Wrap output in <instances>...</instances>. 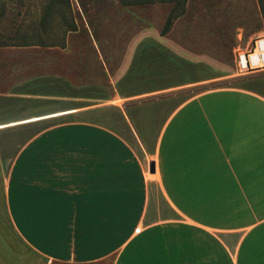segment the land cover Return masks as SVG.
I'll return each mask as SVG.
<instances>
[{"label": "crops", "instance_id": "crops-1", "mask_svg": "<svg viewBox=\"0 0 264 264\" xmlns=\"http://www.w3.org/2000/svg\"><path fill=\"white\" fill-rule=\"evenodd\" d=\"M62 45L0 43V210L33 258L0 264H264V68L147 100L182 84L122 93Z\"/></svg>", "mask_w": 264, "mask_h": 264}, {"label": "rangeland", "instance_id": "rangeland-1", "mask_svg": "<svg viewBox=\"0 0 264 264\" xmlns=\"http://www.w3.org/2000/svg\"><path fill=\"white\" fill-rule=\"evenodd\" d=\"M19 1L24 4L22 14L29 7L27 15L16 16ZM42 1L0 0L11 9L0 18V43L19 42L23 31L27 40L59 48L67 38L71 47L65 56L57 55L59 62H70L82 80L89 77L103 84L115 80V89L126 94L182 84L147 100L174 95L179 103L204 91L240 85L250 74L237 71V54L248 52L254 39L264 37L256 0H177L182 14L163 36L159 32L172 2L123 7L117 0H69L72 13L65 15L66 23L73 21L76 31L64 34L65 20L57 15L40 31L34 6ZM143 62L151 65L152 75L137 80L134 67ZM0 252L5 257L33 259L13 235L1 210Z\"/></svg>", "mask_w": 264, "mask_h": 264}, {"label": "trees", "instance_id": "trees-1", "mask_svg": "<svg viewBox=\"0 0 264 264\" xmlns=\"http://www.w3.org/2000/svg\"><path fill=\"white\" fill-rule=\"evenodd\" d=\"M117 1L123 7L143 6V5H152L155 3L172 2L173 6L168 11V14L159 32L161 36L165 35L169 31L173 21L182 14L180 3L177 0H117ZM256 1L264 24V5L262 3V0H256ZM23 6L24 4L21 1H19L18 2L19 9L15 11L16 16L28 14L29 7L25 8L24 14H22V11H20V8H23ZM34 7H36L38 26L41 32L45 31V29L51 23L52 16H56V15L58 16V18L65 20V27L63 29L64 34L68 32L76 31V25L74 24L73 21H71L70 23H66L65 15L68 14L69 16H71L72 13L70 9L69 0H43L42 2L36 4ZM178 7H180L179 11H178ZM10 11L11 9H6L5 3L0 4V18L4 17L6 13H10ZM19 36H20L19 37L20 41L17 42V44H21L22 46H42V47L54 46V45L46 44L44 41L38 40V42H36V41L27 40V38L29 37L28 34L24 31L20 33Z\"/></svg>", "mask_w": 264, "mask_h": 264}, {"label": "built area", "instance_id": "built-area-1", "mask_svg": "<svg viewBox=\"0 0 264 264\" xmlns=\"http://www.w3.org/2000/svg\"><path fill=\"white\" fill-rule=\"evenodd\" d=\"M256 55V64L252 65L250 56ZM264 54V37H257L252 41V45L248 52L237 54V71L245 73L252 72L264 68L262 55Z\"/></svg>", "mask_w": 264, "mask_h": 264}, {"label": "bare ground", "instance_id": "bare-ground-1", "mask_svg": "<svg viewBox=\"0 0 264 264\" xmlns=\"http://www.w3.org/2000/svg\"><path fill=\"white\" fill-rule=\"evenodd\" d=\"M250 61H251L252 65L256 64V55L255 54L250 56ZM262 61L264 62V54L262 55Z\"/></svg>", "mask_w": 264, "mask_h": 264}, {"label": "water", "instance_id": "water-1", "mask_svg": "<svg viewBox=\"0 0 264 264\" xmlns=\"http://www.w3.org/2000/svg\"><path fill=\"white\" fill-rule=\"evenodd\" d=\"M149 172H153V164L152 163L149 164Z\"/></svg>", "mask_w": 264, "mask_h": 264}]
</instances>
